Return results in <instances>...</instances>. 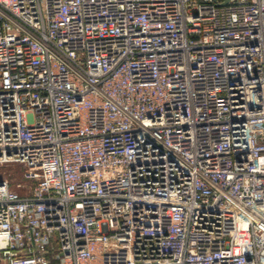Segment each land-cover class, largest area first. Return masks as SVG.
Here are the masks:
<instances>
[{
    "label": "built area",
    "instance_id": "2783aa9c",
    "mask_svg": "<svg viewBox=\"0 0 264 264\" xmlns=\"http://www.w3.org/2000/svg\"><path fill=\"white\" fill-rule=\"evenodd\" d=\"M0 264H264V0H0Z\"/></svg>",
    "mask_w": 264,
    "mask_h": 264
},
{
    "label": "rangeland",
    "instance_id": "374dc122",
    "mask_svg": "<svg viewBox=\"0 0 264 264\" xmlns=\"http://www.w3.org/2000/svg\"><path fill=\"white\" fill-rule=\"evenodd\" d=\"M3 172L11 182V186L16 187L17 184H22V187L17 188L19 192L25 193L28 191L29 184H26L21 176V167L18 164H6L0 168V173Z\"/></svg>",
    "mask_w": 264,
    "mask_h": 264
}]
</instances>
